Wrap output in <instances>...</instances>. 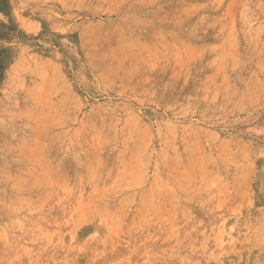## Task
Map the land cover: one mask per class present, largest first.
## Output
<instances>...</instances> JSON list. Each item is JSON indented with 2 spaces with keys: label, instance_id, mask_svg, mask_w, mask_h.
I'll return each instance as SVG.
<instances>
[{
  "label": "rangeland",
  "instance_id": "rangeland-1",
  "mask_svg": "<svg viewBox=\"0 0 264 264\" xmlns=\"http://www.w3.org/2000/svg\"><path fill=\"white\" fill-rule=\"evenodd\" d=\"M0 264H264V0H0Z\"/></svg>",
  "mask_w": 264,
  "mask_h": 264
}]
</instances>
